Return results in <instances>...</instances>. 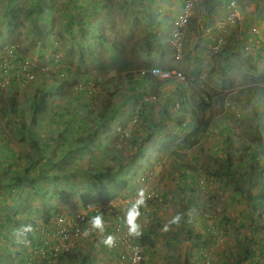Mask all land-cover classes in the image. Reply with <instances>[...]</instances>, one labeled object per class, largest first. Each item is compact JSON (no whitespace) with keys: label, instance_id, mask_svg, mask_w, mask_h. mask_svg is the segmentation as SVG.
<instances>
[{"label":"rangeland","instance_id":"1","mask_svg":"<svg viewBox=\"0 0 264 264\" xmlns=\"http://www.w3.org/2000/svg\"><path fill=\"white\" fill-rule=\"evenodd\" d=\"M251 1L252 3L248 1L249 4H247L246 2L244 6L243 3H241V6L245 13L244 20L243 22L241 21L242 24L240 25L241 31L238 28V32L234 31V28L230 27V33L227 32V34L230 36L232 35L233 39L229 38L228 43H225L226 46L224 45L225 47H223L222 50L218 53H213L210 50V46L216 41V39H218V37L221 36L222 31L220 29H217L215 25L216 22H223L222 19L212 20L209 24V27H212V29L206 32H204V29L207 25L205 26L203 24L204 22H202L201 25L196 22H191L192 24L188 25V27L185 29L184 37L181 41V51H184V54H188L189 57L191 56V68L200 66L202 67V73L206 74L208 68H210L213 63L212 61L215 58L220 60L221 57L224 56V53L228 52L229 57H227L226 59V68L227 73L230 74L231 79L234 81L233 86H236V88L243 86L244 84L242 83L245 79L244 77L248 75V73H253L248 68V63L246 61L248 57L252 58V63L256 67V73L254 75L253 82L259 83L260 81H262V79H264L263 54L259 55L258 48L255 47V45L251 46L256 43L255 38H253V40L249 42L248 34L243 36L239 35V32L244 34V31H246L247 23L252 22L249 17L247 19L245 16L256 13L257 15L264 18V10H261V6L259 8H256V4L253 3V0ZM31 2L32 0H19V4L17 6L25 9L26 7L31 5ZM47 2V6L53 9L52 21H49L51 17H49L50 15H48L47 13H44L42 17H39L36 23L27 21V19L25 20L24 18L23 11V15L21 17L23 24L20 23L21 27H19V29L16 31V33L14 32V34H7L5 30L6 28L2 29L0 45H3L4 47L5 45H7V43L13 42L19 45L21 49L24 45H26V47L30 48V53L27 55V62H29L30 65L34 66L35 64L44 66L50 64L54 60H57L59 66L56 65L53 71L61 69V71L66 70L67 72L68 69H70V71L78 75V82L76 84L78 86L71 83L70 88H68L67 85L62 86L61 91L65 90V92L68 91V93L71 90L74 91L76 88L75 92H71V95L68 98L65 97L61 92V101H58L55 97H52L50 99V101L52 102V107L56 111L59 110V107H61V110H63L65 106L66 108L70 109L71 104L77 105V111L66 112L65 110H63L64 113L61 115L63 122L61 126L54 122H50V119L45 117L44 121H47V124L42 123L37 128V131L41 137L45 135L49 137L48 135H51L52 139H55V137H57L60 133H63V131H65V134H67V131H72V128L77 123L74 122L77 121V119H74L73 116H77L78 118L83 117V119L89 120L91 129L95 130V133H97L92 139H90V145L88 146L89 149L83 151L75 149L72 152H68L72 149L71 143H73L74 138L82 136V134L80 133L74 134V136L76 137L71 136L66 138L69 142H63L64 144H61L60 141L51 142V149L54 153L53 156H56L58 158L57 160H60L62 163L60 166L55 167L56 171L53 174H56L55 176L58 177L50 180V183H46L49 187L47 188V190L44 189V193L35 195L33 193V187H28L26 185L28 180L25 176L23 177V180H25V182H22L21 185L23 184L25 188L19 189V191L22 190L23 192H25L27 190L28 193L26 195L20 196V199L23 198L25 201V203H22V207L25 208H21L18 214L20 215L22 221L26 220L28 223L30 222V220L34 221L35 225L34 227L31 226L30 231L31 234L35 237V240L41 243H43L46 239L47 241L51 240V237H49V233L52 227L55 225L53 219L57 215L66 213L69 217H72V215L76 211L82 208V203L80 202L79 197L81 194L86 193V190H91V195L93 196L92 199L94 201L96 200L97 203H109L123 198V196L128 193L129 195L133 193V188L135 189V187H137V184L136 181H132L128 178V172H126L122 176L125 177L122 180V183L125 187L124 189L126 190L115 194V190H118L119 188V182H117L116 180L109 182L105 180L100 183L96 181L95 178H91V181H88L84 179V177H81V171H86V173H84L85 175H94L95 169L99 164L107 163L108 161L110 163L112 161L113 163H115L114 160L116 158H120V161L123 160L127 157V153L131 150V140L133 139V137L142 138L144 137V134L149 135V131H147V119L145 121L138 119V122L135 124L131 122V120L134 119V116L137 115L138 109L142 104L147 105L144 107H153L154 103L159 100L161 106L165 105L169 115H171L172 117H174L175 115H181L178 112L179 108L176 104L177 101L174 102V100L177 98L176 89L179 88V86L181 85L180 83H177L174 80L165 83L157 80H142L141 83H139L138 72L141 69L145 68H143V66H137L144 64L145 62L141 61V58L139 57L137 58L136 62V53L135 55L130 54V51L134 52L133 47H136L134 46V44H136L139 39L143 38L142 30L146 24L144 19L138 20L135 27L126 25L127 17L121 14L116 15L114 21L102 22L105 29H107L109 40L104 44L105 46L101 50L96 51L92 48L91 50L95 52L103 62H107L111 57L110 45L112 42H116L120 44L121 47H123L125 53L129 52L127 58L128 60L133 59L135 64L128 68L125 66L127 64L123 63L122 61L120 64H115L107 67L106 71H99L96 68L95 63L93 64L92 59H89L87 57L83 58V60L78 59V54L81 50V47L77 45L78 41L76 39H80L81 35H78L76 39L74 38L73 42L75 43V45L72 47L67 44V42L69 41L68 38L61 36L59 37L57 35V30L60 27L62 28V25L60 26V24L64 15L63 13H65L64 11H66L67 9L65 0H61V2H59V0H47ZM255 3L263 5L264 0H256ZM108 7L112 8V4L110 3ZM7 8L8 0H0V20L4 15H6ZM214 8L217 11L221 10L217 9L216 6H214ZM196 15L199 16L198 14ZM103 17L102 14H96L91 18V21L93 19V21L97 23V26L99 28L96 29L97 31H99V33L101 26H99L98 23L102 21ZM258 21H260V19H258ZM261 24L264 25V22ZM155 30L156 27H153V32H155ZM38 31H41L42 33L36 36ZM60 33L61 35H63L61 30ZM64 35L66 36V32L64 33ZM238 35L240 40L239 44ZM91 37L93 36L91 35ZM158 39L166 41V38H164L163 36H159ZM96 42L97 38L95 37L93 39L85 41L86 44H90L89 47H92L94 44H96ZM246 43H248L247 50H245L244 48V44ZM85 49L86 46L84 47L83 52L85 51ZM96 49H98V47H96ZM69 50H72V52L68 53ZM232 51L233 54H231ZM185 57L187 56L185 55ZM183 59L184 56L181 61H183ZM192 59H194L195 61L193 62ZM146 61V64H152L151 66H160V62L155 57L146 59ZM68 65L72 66L74 70L68 68L70 67ZM181 66L182 63L176 65L175 70L181 71ZM147 67L150 66L148 65ZM128 69L130 71L129 73L126 72ZM73 75L71 77H73ZM130 77H133L134 81L137 80L138 83L135 85L125 83ZM115 78L118 79V81L116 80L117 89H114ZM202 78L203 80L209 81L207 80V77V79L204 78V75H202ZM6 79L7 86L0 92V98L7 97L8 90L6 91V89H10V87H13V85H11L12 80L10 78ZM211 79H213L215 81V84L217 85L220 83L219 79L215 76ZM14 87V90H17L19 93V95L16 94L14 97L19 99L22 96V100L23 94L26 95V91L17 88L16 84H14ZM202 88L205 89L204 86ZM50 90V87L43 89L44 92ZM111 100L113 101V104H111L107 113L103 114L104 107L106 105L108 106L109 102L111 103ZM132 100L133 102L131 103ZM69 102L73 103L69 105ZM259 102L261 103L262 99ZM173 103L176 104L174 105L175 107L173 106ZM256 106V104H251L250 106V103H246L244 106V115L247 119H251V122L253 124H255V122L252 117V110L254 112V107ZM227 115L232 122L231 128L234 127L235 129L233 133L237 135V133H240L243 129H245V126L243 125H232L234 123L232 118L235 119L236 116L232 110L228 112ZM230 120H228L229 124ZM10 121L11 118L9 117L0 118V144L5 143L6 145L15 147L17 152L26 153L28 151V148L25 147V144L20 142L18 137L14 136V131L18 128H13L10 124ZM64 121H69V123H66ZM99 121L102 122V125H99ZM161 121L162 124L165 123L168 125L167 130L154 132L158 133V135H152L153 137L150 141V143L156 142L153 144L150 150V152L152 153L150 154L152 156L151 159H157L159 161L156 160L155 162H149L148 164H146L147 168H145V170L149 169L150 172H152V175L149 178H146V181L141 183L139 186H144L142 187V189H145L146 192L149 190L154 192L153 187H157L168 193L174 192V196L177 197V200H179L181 193L184 192L180 190L181 193H179L177 188L179 189L180 187H184V185L182 183H180L179 185L173 183L174 180H170L166 174L167 172H170L172 169H174V145H176L181 137L191 128H186L183 126L181 129H179V127L175 125L176 121L172 123H167L163 119H161ZM95 122H97V124H95ZM237 127L241 128L238 129ZM221 130L222 128H219L214 131L215 135L214 137H211L208 144L203 142L205 148L201 150V147L197 146L193 151L189 153L193 162H198V164L201 163L203 165H206V163L208 162L207 156L210 154L213 155L214 158H223L225 156V151L228 150L227 140H229L228 138H234L232 134H228L227 131L222 134ZM87 133L90 134V137L93 136V132ZM229 142L234 141L229 140ZM150 143L147 144L149 145ZM239 144L237 146H239ZM231 148L232 149L230 150H233L234 147ZM222 150H224V153ZM0 158H2V155H0ZM65 164H67L66 172L68 174L63 177L62 173L60 172V167ZM12 169L16 170L15 167H13ZM77 169H79L80 172H78ZM141 173V171L137 173V181ZM52 178H54V175L52 176ZM124 181H126L125 184ZM213 184L216 185L215 188H213ZM112 185H118V188L115 187L114 190H109L108 186ZM175 185H177L176 188ZM199 185L200 187H197V189L200 190L199 193L195 192L192 195L195 196L194 194H198L201 195L202 198L198 197L196 199V202H194L196 207L192 206L191 210L187 213L185 225L173 224L170 226L167 232L162 231L165 223L172 219L176 211H174V209L171 207V204L167 203L165 200L161 201L158 204H154V207L149 210V212L152 214L145 223L147 225L137 222L139 225L141 224L140 235L143 233V230L147 229V227H149V229H153V231H155V234L159 235L158 239L154 241L153 247H155L160 242H162V244L166 246V248L162 249L163 253H160V255H166L168 261V255L169 257L172 255L170 258L172 259V262H170L169 264H190V260L194 253L196 254V252L199 251V248L203 249L205 247H209L211 249L210 253L211 257H213L212 259L214 260V264H250L248 263V261H242L241 258L245 254L244 250L248 246H251L249 245V237L253 236V226L249 221L250 215L253 216L251 212V209L254 207L253 204L249 201H246L245 198H243L244 196H234L231 186H224V183L221 180H216L214 183L212 181V184L210 185L203 183H200ZM194 186L195 185H188L189 188H194ZM207 188L211 189L208 193L206 192ZM130 189L131 191H129ZM257 194L261 195L262 198L264 192L261 194ZM112 196H115V198L111 199ZM136 196L137 195H133L132 197H130L132 198V201L136 198ZM125 198L127 197H124V199ZM14 202L15 201L0 197L1 221L2 217L6 213L12 215L14 212H16L15 207L17 206V203ZM204 207L206 210H204ZM28 209L35 212H33L31 216L28 214L29 211L22 213ZM179 209L181 210V206ZM208 213L211 215L216 214L220 219L216 221V223L218 222L219 224H215V226L211 227V229L209 226V229L207 230V224H210V219L204 220L206 219L204 217L208 218ZM48 214H51V217H53H50V219L46 223H44L45 221H42V217L44 219V217H46ZM253 217L255 218V216ZM239 224H243L244 227H241V225ZM48 227L49 230H46ZM205 227L207 228L205 229ZM158 230L160 231V234ZM0 233L2 234L0 235V258L3 261L7 259V262H5L4 264H24L27 257L30 256V251L35 248L32 247V243H29L26 240L20 241L15 239L14 241H18V244H12L4 239L7 235L5 229ZM114 235L115 233L111 236ZM260 235V238H262V233H260ZM131 236L134 237L135 235L131 234ZM135 237L138 238L139 236ZM11 239L14 238L11 237ZM89 240L90 237L87 238V241ZM87 241L82 238L81 241L77 243L78 246L74 249V251H80V253L82 254L89 253V257H91L93 256L92 250L90 251L91 245L88 246ZM22 242L23 244H25L26 248L24 251H22L20 247ZM152 249L153 248H150L149 252H151ZM149 252L147 253V255L150 254ZM16 253H24V261L22 262V258H19L18 256L13 260L10 259L8 262V258H10V256L8 255H17ZM230 254H232V257H237L238 259L235 260L229 258ZM26 255L27 257H25ZM151 255L154 254L151 253ZM31 257L34 261L41 259L38 257V255H31ZM42 261L43 260L41 259L40 262ZM42 264H45V262ZM92 264H94V261H92Z\"/></svg>","mask_w":264,"mask_h":264},{"label":"trees","instance_id":"2","mask_svg":"<svg viewBox=\"0 0 264 264\" xmlns=\"http://www.w3.org/2000/svg\"><path fill=\"white\" fill-rule=\"evenodd\" d=\"M18 1L19 0H11L12 3L14 2L17 5L19 4ZM59 2H61V0H59ZM139 2L145 1L128 0V2L125 4L114 3L113 9V6L112 8H109L107 4L98 3L95 0H65L67 9L64 12L67 13H63L64 15L60 24V26L62 25V28L60 27L57 30V35L59 37L61 36L68 38L69 41L67 42V44L70 47L75 45V43L73 42L74 38L76 39L78 35H81L80 39H76L78 41L77 45L81 47V50L78 54V59L83 60V58L85 57L92 59L93 64L95 63V66L99 71H106L107 67L115 64H120L122 61L123 63H126L127 65L125 66L129 68L130 66L135 64V62L133 59L128 60L127 55H129V52L125 53L123 47H121L120 44L116 42L111 43V57L107 62H103L102 59H100L97 54L91 50V48L99 51L109 40L107 29H105L102 22L114 21L116 15L121 14L127 17L126 25L135 27L138 20L144 19L146 24L142 30L143 38L139 39L137 43L134 44V46L136 47H133L134 52L130 51V54L135 55L136 53L135 61L137 62V58L139 57L141 58V61L145 62L144 64L138 65L137 67L143 66V68L145 69H149L152 67V64H146V59H151L153 57L158 59V61L160 62L159 68L162 70H175V66L182 63V70L178 71L183 74L184 81L180 83L181 85L178 89H176L177 98L174 100V102L177 101L176 104L179 108L178 112L181 115H175L174 117L169 115L165 105L161 106L159 100L154 103L153 107L142 106L139 110L138 118L142 121H145L147 119V131H149V135L147 134L145 138H141V140L139 141H136L134 139L132 141L131 150L127 153V157L123 160L120 161V158H116L114 160L115 163H113V161L111 163L108 161L107 163L99 164L95 169L94 175H85L84 173H86V171H81V177H84V179L88 181H91V178H95L96 181L100 183L105 180L109 182L111 181L109 177L113 172V176L118 174L121 179V175L126 173V171H122L128 166V161H132L134 159L135 154L141 150L142 145L145 142L151 140L152 135L155 134L154 132L167 130L168 125L165 123L162 124L161 119H163L167 123L176 121L175 125L178 127H188L190 126V124H192L191 130L187 131L177 142V144L174 145V169L167 173L168 175L174 173L179 175L182 179L179 181V183H182L184 185V187H180L179 189L177 188L179 193H181L180 190H182L184 193H181L179 200L176 199L175 203L173 202L172 204V208L174 209V211L176 210L174 216L181 213L184 214L183 219L180 222L181 225L186 224L187 213L191 210L192 206L196 207L194 202H196V199L198 197H201V195L198 194H194L195 196L192 195L195 192L199 193L200 190L197 189V187H200L198 181L201 178L207 182V185L212 184V179L221 180L224 183V186H231L234 196H244L243 198H245L246 201H249L254 205L259 204L261 201L256 200L258 196L257 192L259 194L264 192V181L260 179L261 174L264 173V79H262V81H260L259 83L253 82V78L256 73V67L252 63V58L248 57L246 61L248 63V68L253 73H248V75L244 77L245 79L242 83L244 85L239 88L233 86L234 81L231 79L230 74L227 73L226 59L227 57H229L228 52L224 53V56H222L220 60L215 58L212 61L213 63L211 67L208 68L206 74L202 73V67L200 66L191 68V56L189 57L188 54H184L183 51L181 57L182 59L184 56L183 61H181V59H176L175 50L170 46V44L166 41L158 39L157 35L155 34V32H153L152 29V26L156 23V20L148 18V16L147 18H145L146 12L148 11L147 3L139 4ZM47 4V0H32L31 5L26 7L25 9L17 5H9L6 10V15H4L0 20V37L2 29L4 28H6L5 30L7 34H14V32L16 33L19 27H21L20 23H22L21 17L23 15V11L24 18L25 20L27 19V21L36 23L37 19L39 17H42L44 13L50 15L49 17L51 18L49 19V21H52L53 9L47 6ZM254 4H256V8L260 7L258 3ZM262 6L263 7H261V10H264V5ZM96 14H102V17L104 15L102 21L98 23L99 26H101L100 33L96 29L99 28L97 26V23L93 21V19L91 21L93 15ZM60 30L62 31L63 35H61ZM233 30L236 31V29ZM65 32L66 36L64 35ZM40 33L42 32L38 31L36 36H38ZM91 35L93 37H91ZM94 37L97 38V42L92 47H89L90 44H86L85 41L93 39ZM229 38L233 39L232 35H229L226 44L228 43ZM254 38L255 42L264 45V41L262 40L264 38V35L262 37L254 36ZM239 41L240 40L238 35V44ZM12 44L16 46V48L12 51L14 60L20 63L27 62V55L30 53V48L24 45L21 49L19 45L13 42ZM85 46L86 49L83 52ZM96 47H98V49H96ZM257 48H259L258 45ZM0 51L1 66V63L4 60L3 58L7 53L6 50H3V45H0ZM71 52L72 50L68 51V53ZM231 54H233V51L231 52ZM258 54L260 55V53ZM185 55L187 57H185ZM192 61L194 62L195 60L192 59ZM148 65L150 67H147ZM68 68L73 69L72 66ZM44 69L45 68L43 66H37L34 64V66H32V71H36L35 79L31 83L25 85L16 83V80L13 77L11 83L13 87H10V89H6V91L8 90V96L0 98V118H11L10 124L12 125V127L18 128L14 131V136L18 137L20 142L25 144V147L28 148V151L24 153L17 152L15 147L13 146L6 145L5 143L0 144V155H2V158H0V197L15 201L14 203H17V206L15 207L16 212H14L12 215L6 213L2 217V221L0 219V232L5 229L7 235L4 239L12 244H18V241H14L15 239L20 241L26 240L29 243H32V247L35 248L42 245V243L35 240V237L31 234V231H23L26 226L30 225L34 227V221L30 220L29 223L26 220L22 221L20 215L18 214L21 208H25L22 207V203H25V201L23 198L20 199V196L26 195L28 193L27 190L25 192H23L22 190L19 191V189L25 188L23 184L21 185L22 182H25V180H23V177L25 176L27 178L28 182L26 183V185L28 187H33V193L35 195L44 193V189L47 190V188L49 187L46 183H50V180L58 177L55 176L56 174H53L56 171L55 167L60 166L62 163L60 160H57L58 158L56 156H53L54 153L51 149V142L60 141L61 144H64L63 142H69L66 138L80 133L82 134V136L74 138L73 143H71L72 149L68 152H72L75 149L83 151L89 149V141L97 133H95V130L91 129L89 120H85L83 119V117L78 118L77 116H73L74 119H77V121L74 122L77 123L72 128V131H67V134H65V131H63V133H60L57 137H55V139H52L51 135H48L49 137H47L46 135L42 137L40 136L37 128L42 123L47 124V121H44L45 117L49 118L50 122H54L61 126L63 122V119L61 118V115L64 113L63 110H65L66 112L77 111V105L71 104L73 102L68 103L69 105H72V107L70 105V109L66 108L65 106L63 110H61V107H59L60 111H56L53 109L50 99L52 97H55L58 101H61V92L65 97L68 98L71 95V92H75L76 88L74 91L71 90L68 93V91L65 92V90L61 91L62 86L67 85L68 88H70V83L76 85L78 82V75L70 71V69H68L67 72L66 70H63L65 73L61 71V69H58L57 71ZM126 72L129 73V69ZM72 75L73 77H71ZM202 75H204L205 79L208 78L207 80L209 81L203 80ZM214 76L217 77L220 81L218 85L215 84V81L213 79H211ZM116 80L118 81V79L115 78L114 80V89H117ZM142 80L155 81L157 79L152 77L150 73H146V75L143 77L139 76V83H141ZM157 81L165 83L171 82L173 81V79ZM125 83L135 85L138 82L137 80L134 81L133 77H130ZM14 84H16L17 88L26 91V95L23 94L22 100V96L19 99L14 97L16 94L19 95L18 91L14 90ZM203 86L205 89L202 88ZM49 87L51 88L50 91H43L44 88ZM257 95L262 98V102L260 103L259 100H254L252 104L257 105L256 107H254V112L252 110V117L255 124L251 122V119H247L245 115L239 118L235 117V119L232 118V120L234 121V123L232 124L233 126L234 124L245 126V129H243L236 135L235 133H233L235 130L234 127L231 128L232 122L229 119L227 113H225V103L230 101L235 106L241 105L242 107H244L246 103L249 104L248 100L246 99H249L250 101ZM243 97L245 98L243 99ZM111 104H113L112 100L111 103L109 102L108 106L106 105L104 107L103 114L107 113ZM174 105L175 104L173 103V106ZM242 114H244V112H242ZM219 118H221L218 124L219 127L222 128L221 133L223 134L225 131H227L228 134H232L234 139H228L234 142H229V140L226 139L228 141V150L225 151L226 154L223 158H214L213 155L210 154L207 156L208 162L206 163V165H203L201 163L198 164V162L194 163L189 158L188 152L200 144L203 138L209 133V129L212 127L213 121L216 124V121H218L217 119ZM225 119H227L226 124L222 123V121ZM228 120H230V124ZM64 122L69 123V121ZM95 124H97V122H95ZM99 125H102L101 121H99ZM237 128L240 129L241 127ZM87 132H93V136L90 137V134ZM238 144L239 146H237ZM231 147H234L233 150H230L232 149ZM123 162H125V164H122ZM66 166L67 164L60 167V172L62 173L63 177L68 174L66 172ZM119 166H121L120 170L117 169V167ZM13 167H15L16 170H13ZM77 171L80 172L79 169H77ZM199 174H201V176L203 177H200ZM53 175L54 178H52ZM125 183L126 181H124V184ZM118 185L119 188L117 187ZM118 185L108 186V188L112 191L115 187H117L118 190H115V194L126 190L124 189L125 187L122 182ZM187 185L195 186L194 188H189ZM254 190H257L256 195H252V192H254ZM158 195L162 198V200H165V192H160ZM92 198L93 196L91 195L90 189L86 190V193L81 194L79 197L82 206L87 204V202L97 203V201H94ZM113 198H115V196H112L111 199ZM124 206L125 205L114 207L110 213H107L104 210L99 213L102 214L104 218L105 231L102 234V238L104 237V235L108 236L114 234L116 229L115 224L125 219L126 212ZM180 206L181 210L179 209ZM28 211V214L30 216L33 212H35L28 209L22 213ZM97 214L98 213H96L95 215ZM50 217L51 214H48L46 217H44V219L42 217V221H45L44 223H46L50 219ZM208 219L209 218H206L204 220ZM249 222L253 225V236L249 237V245L251 246H248L244 250L245 254L241 258L242 261L245 260L248 262L252 257L251 255H262V253H264L262 251V249L264 248V244H262L261 238H256L255 236L257 232L263 234L264 224L259 221V218L257 216L254 218L251 215ZM240 225L241 227L244 226L243 224ZM48 229L49 227L46 230ZM83 229L85 230L86 228L84 227ZM95 234L96 231H93L92 236H95ZM0 235L2 234L0 233ZM11 237H13L14 239H11ZM158 237L159 235L155 234V231H153V229H149L148 227L139 236L138 241L142 246L147 245L148 247H153V243L156 239H158ZM91 246L90 251L92 250L94 255H99L100 253H103L105 257L106 255H117L116 252H112L110 247H107L102 243H98L97 250L93 245ZM20 247L22 251L26 249L23 242L21 243ZM18 254L8 255L10 256V258H8V262L10 259L13 260L18 256L19 258H22L23 262L25 259H23V255L25 254ZM89 255V253L82 254L80 253V251H74L73 249H70L69 251L63 253V255L59 253L55 258H53L54 261L51 264H92L93 259L94 264H116V262L110 259H104L101 263H97L95 260V256L92 254L93 256L89 257ZM143 255L145 254L143 253ZM149 255H151V253ZM231 255L232 254H230L229 258L235 260L238 259L237 257H232ZM25 257H27V255ZM111 257L112 256H110V258ZM0 262V264H4L5 262H7V259L3 261L0 258ZM44 262L45 260L42 261L41 264ZM142 264L155 263H153L152 258L148 256V258H145Z\"/></svg>","mask_w":264,"mask_h":264},{"label":"built area","instance_id":"3","mask_svg":"<svg viewBox=\"0 0 264 264\" xmlns=\"http://www.w3.org/2000/svg\"><path fill=\"white\" fill-rule=\"evenodd\" d=\"M194 3L195 0H184L183 10L178 18V21L174 24V28L169 34L170 42L177 50H179L181 46L183 34L181 28L186 24L188 18H190L192 15ZM242 17V7L237 3L236 0H230L227 4L224 23H220L218 25V29L222 31L221 36L218 37V39H216V41L210 46V50L213 53H218L221 51L227 42L228 34L225 32V26H236ZM262 40L264 41V38ZM254 45H258L259 49L264 51L263 44L256 42L251 46ZM247 46L248 44H244L245 50L248 49ZM44 70L49 69L45 68ZM50 70H53V67ZM150 74L154 77H158L159 79L175 78L180 81L184 80L183 74L176 71H162L157 68H153L151 69ZM35 75L36 71H32V67L29 63L19 64L11 73L7 63H5L2 65L0 92L7 86L6 78L13 80L14 77L16 83L25 85L32 82L35 79ZM128 203L129 200H126L124 204L125 209H127ZM114 207L115 206L113 204H105L100 207L87 205L75 216L69 217L67 214L58 215L54 221L55 225L52 227L49 233L51 240L47 241L46 239L42 245L31 250V254L29 257H27L24 264H41V259L43 261L45 260V264H51L54 261L53 258H55L59 253L63 254L76 246L83 236V228L90 227L88 221L92 216H94L96 213L99 214L103 210L107 213H110ZM113 237L115 238V244L113 247H110V249L112 252L117 253V257L120 262L123 264H141L143 262L144 256L141 246L139 243L133 241L127 225L120 222L117 223L115 235ZM210 251L211 249L209 247H205L200 250L199 259L201 264H213V257H211ZM31 255H38V257L41 259L34 261Z\"/></svg>","mask_w":264,"mask_h":264},{"label":"clouds","instance_id":"4","mask_svg":"<svg viewBox=\"0 0 264 264\" xmlns=\"http://www.w3.org/2000/svg\"><path fill=\"white\" fill-rule=\"evenodd\" d=\"M230 0H227V3H226V9H227V4H228V2H229ZM237 1V3L241 6V4H240V2L238 1V0H236ZM196 2H197V0H195V3H194V7H193V11H192V15L190 16V18H188V20H187V22H186V24L181 28V31H182V38L184 37V32H185V29L188 27V25H190V23L191 22H196V23H199V25H201L202 23V20H198L197 21V19H195V17H194V9H195V4H196ZM183 3H184V0H183ZM183 3H182V7H181V9H180V11H179V13H178V15H177V18H176V20L173 22V24L171 25V26H168L167 28L165 27L164 29H162V30H160L159 32H158V34H157V37H159V36H163L164 38H166V42H168L169 44H170V46L175 50V55H176V58L177 59H180V57H181V54H182V51H181V48H182V43H181V46H180V49L179 50H177L176 48H174L173 47V45L171 44V42H170V38H169V34L171 33V31H172V29L174 28V24L178 21V18H179V16H180V14H181V12H182V10H183ZM9 5H11V6H15V5H17V4H15V3H12L11 2V0H8V6ZM242 7V6H241ZM243 9V8H242ZM243 14H244V11H243ZM225 18V17H224ZM224 18L222 19L223 20V22H216V25H215V27L218 29V25L220 24V23H224ZM243 18V17H242ZM241 18V19H242ZM241 21V20H240ZM240 21L237 23V25L236 26H230V27H232V28H234V29H237V27L240 25ZM230 27H227V26H225V29H226V32H228V33H230ZM205 29L206 30H204V32H206V31H208V30H210V27H209V25H207L206 27H205ZM211 29H212V27H211ZM229 36V35H228ZM254 37V36H253ZM256 37V36H255ZM251 38H250V36H249V38H248V41L250 40ZM181 41H182V39H181ZM252 40H250L249 42H251ZM246 44H248V43H246ZM255 47H257V46H255ZM16 48V46L14 45V44H12V43H7V45H5L4 47H3V50H6V56L3 58L4 60L2 61V63H1V66H0V73L2 74V65L3 64H5V63H7V65H8V68H9V71H10V73L12 72V71H14L15 69H16V67L19 65V64H21L20 62H18V61H15L14 60V56L12 55V51L14 50ZM253 48V47H252ZM258 51H259V53H260V55L261 54H263V57H264V51H262L261 49H259L258 48ZM1 53V52H0ZM25 63H29V62H25ZM30 64V63H29ZM56 65H58L59 66V64H58V61L57 60H54L53 62H51L50 64H47V65H44L43 67L44 68H48L49 70L53 67V69H54V67L56 66ZM33 65H31V67H32ZM37 66H40V65H37ZM153 68H157V69H159V70H162V69H160L159 67H155V66H152L151 68H149V69H141L139 72H138V76H140V77H143V76H145L146 75V73H150V71H151V69H153ZM58 70V69H57ZM162 71H176V72H179V71H177V70H162ZM144 73V74H143ZM151 75V74H150ZM152 76V75H151ZM152 77H154V76H152ZM154 78H156L157 80H168V79H159L158 77H154ZM169 79H173L175 82H177V83H182L184 80H182V81H180V80H177V79H175V78H169ZM31 83V82H30ZM245 97H243V99H244ZM261 99L262 98H260L258 95L257 96H255L253 99H251L250 101H254V100H259V101H261ZM246 100H249V99H246ZM176 105V104H175ZM142 106H147V105H141L140 106V108L142 107ZM175 107V106H174ZM178 107V106H177ZM235 107H237V106H235V105H233L230 101H228V102H226L225 103V113H227L228 114V112H230L233 108H235ZM140 108L138 109V112H139V110H140ZM138 112H137V115L136 116H134V119H132L131 120V122L133 123V124H135V123H137L138 122ZM214 122V121H213ZM178 127V126H177ZM183 126H181V127H179V129H181ZM184 127H186V126H184ZM188 127H190V128H192V124H190V126H188ZM188 127H186V128H188ZM191 130V129H190ZM210 130H211V128L209 129V132H210ZM158 134V133H157ZM159 135H161V134H159ZM145 134H144V137L143 138H145ZM153 137V136H152ZM132 140H134V138L132 139ZM131 140V141H132ZM152 140V139H151ZM150 140V141H151ZM150 141H148V142H145L144 144H146V143H149ZM144 144L142 145V147H141V150L140 151H138L137 153H139V157L138 156H136V154H135V157H134V159L131 161H128V166L122 171V172H124V171H126V172H128V178L129 179H131L132 181H136V184H137V187H135V189L133 188V193L131 194V195H129V193L128 194H126V195H124L123 197H127V198H121V199H118V200H116V201H112V202H109V203H107V202H98V203H93V202H91V203H88L87 202V204H85V205H83L82 206V208L80 209V210H78V211H76L72 216H75L77 213H79L80 211H82L83 209H84V207L85 206H87V205H91V206H94V207H100V206H102V205H105V204H113L115 207H117V206H120V205H124L125 204V201L126 200H129V203H130V205H129V203H128V207H127V209H125V212H126V215H125V219L123 220V221H120V223H124L125 225H127V227H128V229H129V233L130 234H132V235H135V236H140V225L141 224H144V225H147V224H145L146 222H147V220L149 219V217H150V215L152 214V213H150L149 212V210L151 209V208H153L154 207V204H158V203H160L161 201H165L166 200V202L167 203H169V204H171V207H172V204H173V202L175 203V200L177 199V197H175L174 195H175V193L174 192H170V193H168V192H165V191H162L161 189H159V188H157V187H153V189H154V192L153 191H147L146 192V190L144 191L143 189H142V187H144V186H139L141 183H143L144 181H146V178H149L151 175H152V172H150V170L148 169V170H145V168H147L146 167V164H148L147 162H144L143 160H140V163H138V164H134L133 162H135V160H136V158L138 157V159L139 158H142L143 156V146H144ZM199 146V145H198ZM197 147V146H196ZM195 147V148H196ZM194 150V148L193 149H191L189 152H188V156H189V158L191 159V157H190V155H189V153L191 152V151H193ZM150 154H152L151 152H150ZM150 154H148L146 157L148 158V159H151L152 158V156L150 155ZM157 159H153L152 161H150V162H155ZM157 161H159V160H157ZM194 163H196V162H194ZM122 164H125L124 162L122 163ZM120 168H121V166H119V167H117V169L118 170H120ZM139 171H141L142 173H141V175L138 177V181H137V173L139 172ZM147 171H149V172H147ZM130 172H131V175H130ZM144 172H147V173H144ZM168 173V172H167ZM124 174H122L121 176H123ZM167 175V177L170 179V180H174V182L173 183H175V184H177V185H179L180 183H179V181L180 180H182L181 178H180V176L179 175H177L176 173H174V174H171V175H168V174H166ZM110 180L111 181H114V180H116L117 182H119V183H121V182H123L122 180L125 178V177H121V179H120V177H119V175L118 174H116L115 176H113V172H112V175H110ZM200 183H203L204 184V180L201 178L199 181H198V184H200ZM177 185H175V188L177 187ZM146 186V185H145ZM200 186V185H199ZM174 190V189H173ZM129 191H131V189L129 190ZM149 192H150V194H149ZM160 192H165L166 193V197H165V200H162V198L158 195ZM133 195H137L136 196V198L132 201V198H130V197H132ZM197 196V195H196ZM62 214H66V213H62ZM60 215V214H59ZM58 216V215H57ZM56 216V217H57ZM183 216H184V214L183 213H181V214H177V215H175V216H173L172 217V219L170 220V221H168L167 223H165V225L163 226V228H162V231L163 232H167L168 230H169V228H170V226L171 225H173V224H175V225H179L180 224V222H181V220L183 219ZM56 217L53 219L54 221H55V219H56ZM205 218H207V217H205ZM139 219V220H138ZM137 222H139V223H141L140 225L137 223ZM88 224L90 225V227H88V228H86L84 231H83V233H82V237H81V239L82 238H84L86 241H87V238L88 237H90V240L89 241H87L88 242V246H90V245H93L95 248H96V250H97V243H102L103 245H105V246H107V247H113L114 246V244H115V238L113 237V236H111V235H108V236H106V235H104V237L102 238V234L104 233V231H105V227H104V218H103V215L102 214H97V215H94V216H92L91 218H90V220L88 221ZM116 225V224H115ZM51 227V226H50ZM148 228V227H147ZM31 230V226L29 225V226H26L24 229H23V231L24 232H27V231H30ZM93 231H96V234H95V236H92L93 235ZM144 231V230H143ZM101 234V235H100ZM132 237V239H133V241L134 242H137V243H139L140 244V246H141V249H142V252L145 254V255H143L144 256V260H145V258H148V256H150V255H147V253L148 252H146V251H149V249L150 248H153L152 249V251L150 252V253H153L154 255L155 254H158V247H157V245L155 246V247H148L147 245H141V243L138 241V239H139V237L138 238H136V237ZM81 241V240H80ZM79 241V242H80ZM78 242V243H79ZM78 245L76 244V246L73 248V250L77 247ZM107 247H105V248H107ZM143 247L144 248H146L145 250L143 249ZM202 249V248H201ZM200 248H199V251H198V253H197V256L199 257V253H200V250H201ZM31 254V253H30ZM92 254L94 255V253L92 252ZM63 255V254H62ZM95 256V260H96V262L97 263H101L103 260H104V258H105V256H104V254L103 253H100L99 255H94ZM112 256V258L113 259H110V260H112V261H114V262H116V264H123L122 262H120L119 261V259H118V257H117V255H111ZM98 260H100V261H98ZM143 260V261H144ZM200 260V259H199ZM94 261V260H93ZM201 263V262H200ZM142 264V263H141ZM213 264H214V260H213Z\"/></svg>","mask_w":264,"mask_h":264},{"label":"crops","instance_id":"5","mask_svg":"<svg viewBox=\"0 0 264 264\" xmlns=\"http://www.w3.org/2000/svg\"><path fill=\"white\" fill-rule=\"evenodd\" d=\"M95 1L98 3H103V4L105 3V4H107V6L110 3L113 6L114 3L125 4L128 2V0H95ZM144 1L145 2H139V4L147 3L148 11L146 12L145 18H147V16H148V18L156 20V23L152 26V29H153V27H156V30H155L156 35L158 34V32L160 30L164 29L165 27L167 28L168 26H171L173 24V22L177 18V15H178V13L182 7V3H183V0H144ZM238 1L240 2V4L243 3V6L246 4V2H247V4H249L248 1H250L252 3L251 0H238ZM255 2H256V0H254L253 3H255ZM226 3H227V0H198L197 3L195 4L194 17H195V19H197V21L202 20V22H204L203 24L205 26L209 25L212 20L223 19L226 15ZM214 6H216L217 9H221V10H218V11L215 10ZM260 6L263 7L262 5H260ZM196 14H198L199 16H197ZM244 15H245V13L243 14V18L241 20L242 22L244 20ZM245 17L247 19L249 17L252 20V22L247 23L246 31H244V34L239 32V35L243 36V35L248 34L249 36H251L250 40H253L252 39L253 36L262 37L264 35V25H262L261 23L264 22V18L257 15L256 13L250 14L249 16H245ZM258 19H260V21H258ZM241 21H240V25L242 24ZM240 25L237 28L241 31ZM242 27H243V25H242ZM210 29H211V27H210ZM204 30H206V29H204ZM236 31H237V29H236ZM249 45H250V43H249ZM132 102H133V100L131 101V103ZM248 102L250 104H253V101L248 100ZM235 108L232 109L233 113L236 115L235 117L239 118V117L244 115V114H242V112L245 113L244 107L237 106ZM217 120L218 121H216V124L214 122L212 123V127H211L210 132L203 138L202 142H200L199 147H201V150L203 148H205L203 142L208 144L211 137H214V135H215L214 131L220 128L218 124H219V120H221V118H219ZM222 123L226 124L227 119L223 120ZM155 135H158V134L155 133ZM133 138L136 141L141 140L140 137H138V138L133 137ZM154 143H156V142H151L149 145L147 143L144 144L143 149H142L143 150V155H142L143 157L138 159V157L140 155H139V153H137L136 156H138V157L136 158V160L134 162L135 164L140 163V160H143L144 162H147V163L153 160V159H148L146 156L148 154H150V150H151ZM222 151L224 153V150H222ZM199 175H200V177H203V176H201V174H199ZM260 179H262L264 181V173L261 174ZM212 181L214 183L216 180L212 179ZM206 183L207 182L204 181V184H206ZM215 186L216 185L213 184V188H215ZM210 190H211L210 188H207L206 192L208 193ZM256 191L257 190H254V192H252V195H256ZM212 196H214V195H212ZM256 200L261 201V202L257 205H254L252 203L254 207L251 209V212H252L253 216H255V217L257 216L259 218V221L264 224V195L262 196V198H261V195H258ZM204 210H206L205 207H204ZM208 215H209L208 218L210 219V220L208 219L210 224L209 225L207 224L208 228L205 227V229L207 228V230L209 229V226H210V229H211V227L215 226V224L218 223V222L216 223V221L220 219L218 217V215H216V214L211 215L208 213ZM251 225H252V223H251ZM263 234H264V231H263ZM263 234H262L263 237L261 238L262 244H264V235ZM255 236H256V238H260L261 235H260V233L257 232L255 234ZM97 246H98V243H97ZM157 247H158V254L157 255H150V257L152 258V262L155 264H165V263L169 264L170 262H172V259H170L172 255L170 257L168 255L169 261L167 260L166 255H160V253H163L162 249L166 248V246L164 244H162V242H160L157 244ZM143 249L145 250L144 247H143ZM262 251L264 252V248L262 249ZM197 253H198V251L196 252V254L194 253V255L192 256V258L190 260V264H201L199 257L197 256ZM110 256L111 255H106L107 258L105 257L104 259H113L112 257L110 258ZM251 256L253 258L251 257L250 261L248 263H250V264H264V253H262V255H251Z\"/></svg>","mask_w":264,"mask_h":264}]
</instances>
